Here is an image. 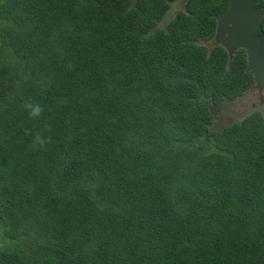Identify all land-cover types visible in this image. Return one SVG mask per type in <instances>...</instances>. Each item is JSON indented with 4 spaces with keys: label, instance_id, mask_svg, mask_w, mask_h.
Instances as JSON below:
<instances>
[{
    "label": "trees",
    "instance_id": "obj_1",
    "mask_svg": "<svg viewBox=\"0 0 264 264\" xmlns=\"http://www.w3.org/2000/svg\"><path fill=\"white\" fill-rule=\"evenodd\" d=\"M173 1L0 0V264H264V119L213 129L252 85L203 44L227 0Z\"/></svg>",
    "mask_w": 264,
    "mask_h": 264
},
{
    "label": "water",
    "instance_id": "obj_2",
    "mask_svg": "<svg viewBox=\"0 0 264 264\" xmlns=\"http://www.w3.org/2000/svg\"><path fill=\"white\" fill-rule=\"evenodd\" d=\"M260 0H228V7L216 23L215 46H221L231 59L236 49L245 51L246 70L256 87L264 89V32L260 27L264 9ZM230 62H228V65Z\"/></svg>",
    "mask_w": 264,
    "mask_h": 264
},
{
    "label": "flooded vegetation",
    "instance_id": "obj_3",
    "mask_svg": "<svg viewBox=\"0 0 264 264\" xmlns=\"http://www.w3.org/2000/svg\"><path fill=\"white\" fill-rule=\"evenodd\" d=\"M187 1L188 0H174L170 4V9L168 10V12L171 10L172 4H174V3H176L180 7H182V9L180 11L175 12V14L172 15L171 17H169V19H168L169 13L167 12V16L166 17L164 16L163 19L161 20V22L158 23V25L160 23L162 25V23L164 24L165 22H166V25H167L169 23V21L171 19H173L174 17H176L179 12H185V9H186L185 8V5H186ZM261 1L262 0H260V2ZM260 2H259V4H260ZM258 5H257V9H264V7H258ZM227 7H228V0H227ZM227 7H226V10H227ZM226 10L222 14H224L226 12ZM219 17H216L215 16L214 18L217 19V21H218V18ZM263 20H264V17L261 19V22ZM261 22H260V27L262 29ZM262 31H263V29H262ZM203 44L206 47V49L208 50V52H212V48L213 47H220V48H222L221 46H215V43H214V35H213V37L211 39H207L205 42H203ZM238 51H243L244 52V58H245V63H246V56H245V51L244 50H242V49H236V51L234 52V54H233V56H232L231 59L229 58L228 53L226 51L225 52L227 54L228 59L229 60H232L233 57L236 55V53ZM227 68H228V66H227ZM245 72L250 73V76L252 78V85L246 91H244L241 95H238V97L236 99L231 100V99L226 98V99H224L221 102V105L216 109L218 118H216L214 120L213 128H215V126H219V123L220 122H223L224 123V125H222V126H233L236 122L241 123V121L243 119H246L247 117H250V116H252L254 114H259L264 119V89H258L256 87V84L254 82V78H253L251 72L246 70V66H245ZM245 97H250L251 98V102H248L247 105H244L242 103V101H241ZM228 106L229 107L233 106L232 107V111L234 113V116L231 117L227 121V119H223L222 118V116L219 113V109H220L221 114H222V112H225L226 111V109L228 108Z\"/></svg>",
    "mask_w": 264,
    "mask_h": 264
},
{
    "label": "rangeland",
    "instance_id": "obj_4",
    "mask_svg": "<svg viewBox=\"0 0 264 264\" xmlns=\"http://www.w3.org/2000/svg\"><path fill=\"white\" fill-rule=\"evenodd\" d=\"M181 9H182V7H180L178 4H176V3L172 4L171 10L168 12L169 13L168 19H169V17H171L172 15H174L175 12L180 11ZM166 16H167V13H166L165 17ZM158 26H159V28H164L166 26V22L164 24L162 23V25L160 23ZM241 101H242V103L244 105H247L248 102H251V98L250 97H245ZM232 107L233 106H231V107L228 106V108L226 109V111L225 112H222L221 116H222L223 119H227V121H228L231 117L234 116V113L232 111ZM222 125H224V123L223 122H220L219 123V126H215V128H213L214 129V132L215 131H219L221 129Z\"/></svg>",
    "mask_w": 264,
    "mask_h": 264
},
{
    "label": "clouds",
    "instance_id": "obj_5",
    "mask_svg": "<svg viewBox=\"0 0 264 264\" xmlns=\"http://www.w3.org/2000/svg\"><path fill=\"white\" fill-rule=\"evenodd\" d=\"M29 106L25 105V109H27ZM42 113V109L40 108V106L34 105L32 106V110L28 112V117L29 119H33V118H37L41 115ZM27 134V133H26ZM36 139L39 140V134H36ZM47 141H41V146H43ZM35 144V141H33V145Z\"/></svg>",
    "mask_w": 264,
    "mask_h": 264
}]
</instances>
